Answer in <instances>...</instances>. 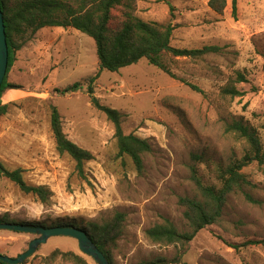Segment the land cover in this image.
<instances>
[{
    "label": "rangeland",
    "instance_id": "obj_1",
    "mask_svg": "<svg viewBox=\"0 0 264 264\" xmlns=\"http://www.w3.org/2000/svg\"><path fill=\"white\" fill-rule=\"evenodd\" d=\"M168 1L174 9L171 47L218 50L200 58L165 54L173 77L142 59L118 73L101 72L93 84L100 104L122 115L123 133L151 145L142 156L141 174L127 158L117 157L113 125L89 102L84 81L98 72L91 38L72 29L44 28L17 52L7 75L16 88L2 97L9 107L0 117V163L9 171L21 169L27 184L47 187L52 198L40 204L0 171V218L48 226L71 221L82 228L120 212L126 216L125 233L111 248L112 264L156 258L167 264H264V165L255 162L242 169L247 184L229 195L220 221L199 231L183 249L154 244L145 236L163 219L180 232L188 230L177 200L196 195L191 168L204 184L218 186L216 170L244 156L246 144L225 131L226 123L241 119L264 147V0H236L234 12L232 0H226L222 15L209 9V0ZM113 15L117 19L118 13ZM136 15L162 23L169 7L161 0H137ZM237 74L245 82H234ZM230 81L242 96L223 95ZM76 82H83L82 90L61 94ZM51 106L68 139L94 157L85 164L87 180L55 149ZM36 238L0 230V254L16 258ZM55 250L96 264L64 236L49 238L23 264H74L47 261Z\"/></svg>",
    "mask_w": 264,
    "mask_h": 264
},
{
    "label": "trees",
    "instance_id": "obj_2",
    "mask_svg": "<svg viewBox=\"0 0 264 264\" xmlns=\"http://www.w3.org/2000/svg\"><path fill=\"white\" fill-rule=\"evenodd\" d=\"M161 1L169 7V18L162 23L146 22L139 18L136 15L137 0H0L8 48V66L0 89V117L8 112L9 107L2 103L5 91L16 88L15 85L7 83V75L16 62L17 52L41 29L75 30L91 38L95 45L98 72L84 81L89 102L94 109L103 113L113 125L117 157L119 159L127 158L133 170L137 174H141L143 171L142 156L151 152V145L148 140L123 133L122 115L118 111L100 104L94 96V82L103 71L118 73L121 69L135 65L142 59L146 60L150 66L173 77L164 61L165 54H170L173 57L200 58L218 50L212 46L192 50L171 47L170 41L175 29V26L172 25L174 9L168 0ZM208 7L215 14L222 15L226 8V0H209ZM232 8L234 12L236 0H232ZM113 12L118 13L117 19ZM114 20H117L115 26L112 25ZM245 80L241 74H237L234 82H245ZM231 83L232 81H230V86L222 90L223 95L242 96L243 93L236 91ZM189 86L199 92L196 87ZM83 87V82H76L60 92L61 94L75 93L82 90ZM50 131L57 153L67 156L74 163L76 175L82 180H87L84 173L85 164L92 161L94 157L64 134L60 115L54 106L50 107ZM225 131L235 134L244 141L247 146L244 156L240 159H232L228 165L216 170L218 186L204 184L196 169L191 168L190 179L195 187L196 195L193 197L180 196L177 200L178 206L183 209L182 216L188 230L180 232L170 220L163 219L162 223L155 224L145 231V236L150 242L183 249L199 231L220 221L229 195L235 190H241L247 184L241 173L242 169L254 162L264 165V147L254 129L245 125L241 119H232L226 123ZM0 170L2 175L13 183L22 194L33 197L42 205L50 203L52 192L45 186L27 184L21 169L9 171L0 163ZM125 222V214L117 212L107 221L90 222L86 227L80 229L88 234L97 249L112 264L111 248L124 235ZM6 223L32 228L62 226L78 228L71 221H58L48 226L38 222L17 223L10 219L9 215H4L0 218V224ZM179 257L180 255H177L176 260H179ZM46 260L87 264L82 257L73 252L59 250L53 251ZM138 264H167V261L164 258H156L152 261H141Z\"/></svg>",
    "mask_w": 264,
    "mask_h": 264
},
{
    "label": "water",
    "instance_id": "obj_3",
    "mask_svg": "<svg viewBox=\"0 0 264 264\" xmlns=\"http://www.w3.org/2000/svg\"><path fill=\"white\" fill-rule=\"evenodd\" d=\"M7 66L8 48L4 31L3 15L0 8V89L6 75ZM0 230L21 232L37 236L36 239L29 243L27 250L16 258H9L0 254V263L2 264H22L33 255L40 245L45 244L49 238L57 236L74 239L78 244L80 252L83 255L90 257L96 264H110L105 256L97 249L88 234L80 228L67 226L32 228L25 225L6 223L0 224Z\"/></svg>",
    "mask_w": 264,
    "mask_h": 264
}]
</instances>
